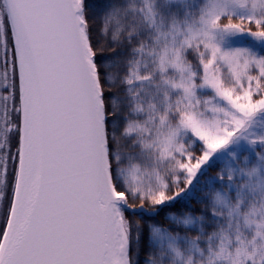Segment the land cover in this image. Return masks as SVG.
Instances as JSON below:
<instances>
[{
    "label": "snow or ice",
    "instance_id": "1",
    "mask_svg": "<svg viewBox=\"0 0 264 264\" xmlns=\"http://www.w3.org/2000/svg\"><path fill=\"white\" fill-rule=\"evenodd\" d=\"M0 264H264V0H0Z\"/></svg>",
    "mask_w": 264,
    "mask_h": 264
}]
</instances>
